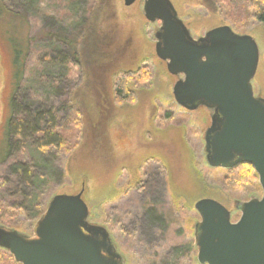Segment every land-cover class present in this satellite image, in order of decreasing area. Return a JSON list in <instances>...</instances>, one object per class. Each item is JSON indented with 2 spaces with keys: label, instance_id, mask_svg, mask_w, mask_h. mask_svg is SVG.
I'll return each instance as SVG.
<instances>
[{
  "label": "rangeland",
  "instance_id": "obj_1",
  "mask_svg": "<svg viewBox=\"0 0 264 264\" xmlns=\"http://www.w3.org/2000/svg\"><path fill=\"white\" fill-rule=\"evenodd\" d=\"M30 1H0V222L33 237L54 195L82 192L89 221L108 229L125 264H201L196 201L219 199L236 220L238 205L263 190L257 173L207 163L212 112L176 102L183 76L156 54L160 21L147 20L144 0ZM172 2L196 38L230 25L256 39L253 87L264 98V23L251 18L248 0ZM122 80L127 99L116 92ZM45 109L60 143L13 134L11 120ZM0 264L21 263L0 248Z\"/></svg>",
  "mask_w": 264,
  "mask_h": 264
},
{
  "label": "water",
  "instance_id": "obj_2",
  "mask_svg": "<svg viewBox=\"0 0 264 264\" xmlns=\"http://www.w3.org/2000/svg\"><path fill=\"white\" fill-rule=\"evenodd\" d=\"M137 0H124L130 6ZM150 22L160 21L155 50L173 75L176 102L212 112L205 132L206 160L211 167L234 169L251 164L263 190L242 202L238 221L218 200L195 203L201 216L196 246L201 264H264V98L253 87L260 48L256 39L230 25L195 38L172 0H144ZM89 207L78 194H56L30 237L0 223V248L21 264H125L108 229L89 221Z\"/></svg>",
  "mask_w": 264,
  "mask_h": 264
},
{
  "label": "trees",
  "instance_id": "obj_3",
  "mask_svg": "<svg viewBox=\"0 0 264 264\" xmlns=\"http://www.w3.org/2000/svg\"><path fill=\"white\" fill-rule=\"evenodd\" d=\"M0 1H3V0H0ZM70 1H71V3H73V5L75 4L76 7H77V5H80V4L82 5V0H70ZM33 2H34V0L30 1V3H32V4H33ZM246 6L249 9V14H250L252 19H255L261 23H264V0H248V2L246 3ZM94 17L95 16L91 17L92 23L89 26V27H91V31L93 30L94 25H95L94 20H96V19ZM89 52H90L89 55H90L91 59H93L95 57V54L92 53V51H89ZM77 58H79V56L77 55V53L75 54V52H74L73 59H77ZM20 76H21V72H20ZM123 77L124 76L122 75L120 78H123ZM116 92L123 99L128 98L126 95L125 86L123 85V80L121 82L118 81ZM19 105H20V103L17 100V98L13 97L12 106H13L14 111L17 109V107ZM28 111H29V109H28ZM49 114H50L49 109H48V111L46 109L43 111L36 110V111H33L32 113H26V115L28 116L27 118L29 120L27 118L24 121H16V119L11 120L10 127L14 131L13 134L16 136L18 135L19 138L23 139L31 131H33V133L35 131H38V132H41V134L43 136L42 137L43 143H42L41 147H44L45 145L46 146L55 145L57 142L60 143L59 131L56 130V128H55L54 119L51 117V119L49 120L44 116V115H49ZM41 121L42 122L44 121L45 123H42ZM23 166H24L23 164H17L16 169L18 170V172H22V170H23V172H25L24 177L27 181V179H30L31 173L30 172L28 173V170H26V167H23ZM25 166H28V165H25ZM236 170L237 171L234 172L235 175H238L243 170H249L253 173V175L255 177H257V174L255 172L254 167L249 163H244V164L239 165ZM36 174H38V173L36 172ZM36 174H34V175H36Z\"/></svg>",
  "mask_w": 264,
  "mask_h": 264
},
{
  "label": "flooded vegetation",
  "instance_id": "obj_4",
  "mask_svg": "<svg viewBox=\"0 0 264 264\" xmlns=\"http://www.w3.org/2000/svg\"><path fill=\"white\" fill-rule=\"evenodd\" d=\"M174 4V3H173ZM186 24V23H185ZM187 25V24H186ZM187 27H188V25H187ZM189 28V27H188ZM196 38V37H195ZM156 51V50H155ZM201 199V198H200ZM214 199H216V198H214ZM216 200H218L219 202H221L223 205H225L226 207H227V205L224 203V202H222L221 200H219V199H216ZM197 202V201H196ZM241 204L242 203H240L239 205H238V209L240 208V206H241ZM228 208V207H227ZM229 209V208H228ZM230 211H231V209H229ZM199 213V212H198ZM201 217V216H200ZM240 217H241V215L239 216V218H237L236 220H233L232 219V217H231V220L233 221V222H236V221H238L239 219H240ZM201 220V219H200ZM200 220H199V222H200ZM199 222L196 224V225H198L199 224Z\"/></svg>",
  "mask_w": 264,
  "mask_h": 264
}]
</instances>
